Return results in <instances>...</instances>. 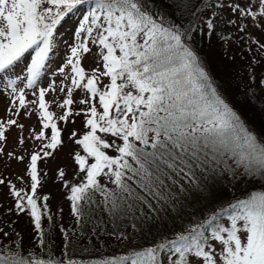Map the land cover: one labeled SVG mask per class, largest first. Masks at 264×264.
I'll return each mask as SVG.
<instances>
[{
  "label": "snow or ice",
  "instance_id": "obj_1",
  "mask_svg": "<svg viewBox=\"0 0 264 264\" xmlns=\"http://www.w3.org/2000/svg\"><path fill=\"white\" fill-rule=\"evenodd\" d=\"M72 16L82 18L57 64L58 32ZM220 24L235 28L241 40L249 28L264 37V0H0V95L7 97L0 155L24 165L19 185L0 176V186L13 201L8 213L27 217L31 226L27 239L11 231V223L9 230L0 227V264H264V191L181 219L190 189L212 200L210 178H226L232 188L264 185V134L233 107L199 54L198 45L213 36L231 47L233 37L218 31ZM249 43L256 55L248 79L264 90V71L255 70L264 60V42L249 34ZM89 56L90 69L84 66ZM49 72L53 79L40 86ZM52 93L63 96L50 101ZM22 112L37 117L38 130H29L37 143L27 155L5 152L12 128L20 133L16 142L26 144L25 125L13 118ZM77 118L81 130L65 139L61 125ZM66 140L74 179L64 168L53 179L65 189L71 229L56 224L50 196L39 192L49 176L40 164L54 159ZM89 223L93 236L133 246L126 254L73 259L69 232L82 238ZM148 235L150 244L135 245L137 236Z\"/></svg>",
  "mask_w": 264,
  "mask_h": 264
},
{
  "label": "trees",
  "instance_id": "obj_2",
  "mask_svg": "<svg viewBox=\"0 0 264 264\" xmlns=\"http://www.w3.org/2000/svg\"><path fill=\"white\" fill-rule=\"evenodd\" d=\"M159 6L165 12L170 13L172 11V9L166 4H160ZM227 15V13L221 14V19H224ZM220 29H226L225 34H230L233 37L231 47L229 48L227 44L218 39L216 36H213L210 40H205L202 45H198L199 54L204 60L207 69L210 71L221 92L227 97L233 107H235L240 112L243 119L252 129H254L259 134H264V90H261L258 86L251 87L248 79V63L249 60L254 55H256V49L245 39L241 40V34L238 33L235 28L220 24L218 31ZM208 47H217L219 58H210L205 50ZM249 47H252V52L247 50ZM211 56L217 57L214 52H211ZM257 59H260V57L257 56ZM255 70L257 74L264 71V60H262L261 66L257 67ZM250 87L251 91H249ZM253 93L255 94L253 95ZM81 95L82 93H80V96ZM62 96V93L59 95L56 93L55 96H52V98H49L48 100H59L62 98ZM51 110L58 113L60 111L55 106H53ZM61 126L65 128L67 125L62 124ZM33 128L36 130L39 128L37 117L35 119V123L30 126V129ZM81 128L82 118H77L74 128H70L68 131H66L65 128V139L70 130L75 129L80 131ZM27 137L28 139L26 144L22 146L23 150L21 151L20 155H27L29 151L34 149L37 143L31 140L29 131ZM68 144L71 145L66 140V145ZM71 150L69 151V158ZM40 168L43 172H48L47 168L43 167L42 165H40ZM10 173L14 175V178L7 176L5 172L2 173L0 170V176L6 175L4 178L10 179L19 185V182L16 180L18 174L14 172ZM54 175L55 174L50 175L49 173V176L45 178L44 186L39 190V192L40 194H48L50 196L49 205L52 209L56 224H62L65 228L71 229L74 226V220L70 216L69 205L65 199V189H63V193H59V187L61 185L53 179ZM47 182L49 183V186H46ZM207 185L212 188L214 193L211 201L200 199L198 196V190L195 188L190 189L189 193L187 194V199L182 200L184 207L181 209V219H183L184 222H188L193 218L199 217L202 213V210L214 207L218 201L244 198L246 193L260 190L258 187H255V184L248 183L237 184L235 188H232L227 186L228 180L226 178L222 179L219 177L208 179ZM4 187L7 193L8 189L6 186ZM57 192L58 196H56ZM7 197L11 202L9 206L10 208L12 207L13 201L11 197ZM9 208L3 209V211L0 212V227L9 230V224L11 223L10 230L13 232H20L25 236V239H27V237L31 235V226L27 217L23 215L17 217L15 214H9ZM61 209H63L62 212L60 211ZM165 219L167 220L168 226L171 227L172 220L168 219L167 217H165ZM180 222V219L175 221L177 224ZM44 227L46 230H48L51 227L50 222L45 221ZM92 227V223L87 225L88 231L85 232V235L82 238L79 236V233L73 234L71 231L69 232L70 237L74 236L75 238L73 239L72 245H70L67 250L68 256L72 257L73 259H82L87 262L92 259H100L112 255L126 254L127 251L133 246L127 241L120 242L115 237H108L103 234H100L99 236H93L90 231ZM112 228V224L106 223V230L111 231ZM121 230H124V226H121ZM148 236H137L134 242L135 245L140 246L144 243H146L144 245L150 244L147 243L149 240ZM62 241L63 237L57 230L55 234L57 255H59L60 248L63 246ZM85 248H87L88 251H84Z\"/></svg>",
  "mask_w": 264,
  "mask_h": 264
},
{
  "label": "rangeland",
  "instance_id": "obj_3",
  "mask_svg": "<svg viewBox=\"0 0 264 264\" xmlns=\"http://www.w3.org/2000/svg\"><path fill=\"white\" fill-rule=\"evenodd\" d=\"M83 11V9H81ZM82 17L79 16H72L71 20H69L67 23L63 25V27L60 28V31L58 32V38L60 40V49L59 52L57 53L56 56L53 57V59L56 61V63H60L63 59V53H64V47L63 45L65 43H70L72 40V32L74 31L73 25L77 24L79 19ZM232 28V27H231ZM249 34L255 35L257 38H260L262 42H264V37L260 36V32L257 29H252L249 28L248 33L244 34V39L249 43ZM208 56L210 58L216 59L219 58L218 54V48L216 47H208L205 49ZM211 52H214L217 57H212ZM84 66L86 68H91L94 67L95 64L93 62V58L89 56L85 61H84ZM52 70H55V65L51 66ZM53 79L51 76V72H49L46 76H42L40 86H46V81ZM58 83V81H57ZM56 93H52L47 97V99L52 98V96H55ZM77 98L80 96V92L76 93ZM35 97L32 95L31 90H28V99L32 100ZM262 99V97L260 96ZM7 103V97L5 95H0V117H5V105ZM26 111V110H24ZM18 119V121L22 124L25 125V130L23 132V135L25 137L28 136V131L30 129V126L35 123L36 116L32 115L31 117L25 116L22 112V114L19 117H13ZM76 125L75 124H67L65 126L66 131H68L70 128H74ZM66 133V132H65ZM19 130L16 128L10 129L6 135H7V143L5 146V152H15L17 155H20L22 149V146H20L16 141L19 136ZM27 141V140H26ZM71 150V145H66L63 149L60 151L56 152L55 158L54 159H49L46 163H41L43 167L47 168L48 173L50 175L55 174L57 168H64L66 173H67V178L71 182L74 179V171H72V164L69 158V151ZM23 168L24 165L21 164L20 162L14 160V159H9L7 155H0V170L1 172H5L7 176H10L14 178V175L11 174L10 172L17 173L18 175H23ZM6 175H3V177H6ZM255 187H258L260 190L257 191H264V185L262 184H255ZM46 186H49V183H46ZM0 212L3 211V209L9 208L11 202L8 199V195L6 193V189L4 186H0ZM59 193H63V187H59ZM56 196H58V192L56 193ZM6 200V201H5ZM105 223L107 224H112L109 221H106ZM152 236V237H150ZM148 236L149 240L147 243H151L153 240V235ZM146 244V243H144ZM143 244V245H144Z\"/></svg>",
  "mask_w": 264,
  "mask_h": 264
}]
</instances>
